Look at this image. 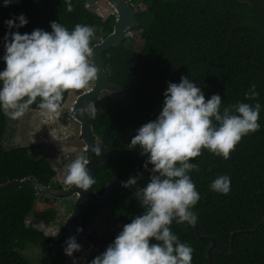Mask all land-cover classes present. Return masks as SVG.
Listing matches in <instances>:
<instances>
[{
  "label": "trees",
  "instance_id": "16d2710c",
  "mask_svg": "<svg viewBox=\"0 0 264 264\" xmlns=\"http://www.w3.org/2000/svg\"><path fill=\"white\" fill-rule=\"evenodd\" d=\"M84 1L12 0L4 7L0 0V71L5 67L4 37L10 32H51L50 23L58 22L69 31L78 23L93 27L90 46L106 36L114 15L102 19ZM69 3L74 8L71 13L66 11ZM21 14L28 23L9 29L5 21ZM135 18L132 36L101 54L109 83L119 85L125 95L120 97V91L113 88L91 102L97 109L95 116L89 110L92 131L109 148L108 157L97 168L94 191L102 194L111 177L142 174L137 184L147 185L150 171L143 167L147 157L139 154L138 147L130 150L128 144L142 125L154 121L162 111L169 82L178 84L182 76L188 77L200 87L205 101L220 95L221 111L238 102H259L260 129L244 136L230 159L202 149L190 161L199 167L189 173L200 194L191 209L197 215L195 225L200 235L216 237L222 252L211 248L207 255L209 243L197 238L186 222L174 220L170 229L181 243L194 249L191 264H264V0H142ZM253 83L259 96L245 100ZM30 109L37 110L36 104ZM4 129L5 115L0 111V184L32 178L61 189L50 163L30 155L29 146L2 148ZM151 167L148 165L149 170ZM221 175L230 177L227 195L210 191L211 183ZM36 199L31 185L0 189V264H32L20 253L28 244H43L40 264H68L69 257L60 245L63 237L54 240L25 223ZM45 213L54 218L51 208ZM143 213L137 197L114 183L106 202L84 207L80 223L109 246L124 225ZM229 250L232 256H224ZM97 255L91 249L84 264H91Z\"/></svg>",
  "mask_w": 264,
  "mask_h": 264
},
{
  "label": "clouds",
  "instance_id": "9594fccd",
  "mask_svg": "<svg viewBox=\"0 0 264 264\" xmlns=\"http://www.w3.org/2000/svg\"><path fill=\"white\" fill-rule=\"evenodd\" d=\"M10 3L12 0H3L4 7ZM66 11H74L70 3ZM27 23L23 14L5 21L9 29L22 28ZM50 28L51 32L35 29L22 35L15 31L4 37L0 111L11 120L22 118L33 104L42 117L57 119L66 92L86 89L97 80L98 69L90 46L94 28L78 23L69 31L58 22H51ZM163 96L158 117L142 125L128 144L130 150L138 147L139 154L147 157L143 167L150 171V179L136 191L144 213L124 225L114 242L91 264H191L194 249L181 243L170 229L174 220L177 224L197 223V215L191 209L200 200V194L189 173L199 171V167L190 161L200 156L202 149L228 160L244 136L260 129L259 102H238L221 111L220 95L214 94L205 101L200 87L188 77L182 76L178 84L169 82ZM258 96L253 83L245 100H256ZM89 107L95 116L97 109L94 105ZM91 151L97 157L101 155L96 146ZM88 164L84 156H77L66 165V188L82 192L92 188L96 181L86 167ZM148 165L152 166L150 170ZM140 175L130 177L121 186L137 185ZM230 183L227 175L218 176L210 191L227 195ZM81 231L77 229V233ZM65 244L64 254L68 257L81 250L75 236Z\"/></svg>",
  "mask_w": 264,
  "mask_h": 264
},
{
  "label": "rangeland",
  "instance_id": "374dc122",
  "mask_svg": "<svg viewBox=\"0 0 264 264\" xmlns=\"http://www.w3.org/2000/svg\"><path fill=\"white\" fill-rule=\"evenodd\" d=\"M141 1L129 0L135 12L140 10ZM91 10L102 19L113 13V10L103 2L94 5ZM132 34L133 32L130 30L125 39L130 38ZM91 84L92 82L87 88ZM86 89L67 92L57 119L50 120L42 117L39 111L34 109H30L18 120H11L5 115V129L1 137L2 148L6 150L18 146H29L30 155L47 159L55 171L54 180L64 190L68 189L63 184L66 165L77 156H84L87 159L83 144L77 138V123L69 115L75 97ZM74 197V195L56 197L46 193L39 194L34 202L32 214L26 217L25 223L39 229L46 236L59 240L66 233V222ZM48 208L55 212L52 219L45 213ZM77 243L81 245V250L74 252L72 257H69L68 264H73V260L76 261V264H84L87 254L91 251V248L83 242L77 241ZM43 249V244H28L20 253L32 264H40Z\"/></svg>",
  "mask_w": 264,
  "mask_h": 264
},
{
  "label": "water",
  "instance_id": "95a60500",
  "mask_svg": "<svg viewBox=\"0 0 264 264\" xmlns=\"http://www.w3.org/2000/svg\"><path fill=\"white\" fill-rule=\"evenodd\" d=\"M246 1V0H237ZM99 2L105 3L109 8L113 10L114 21L112 24L111 31L94 43L91 47L94 53V65L98 69L97 80L93 81L91 86L86 90H83L77 94L74 101L71 104L69 115L74 122L77 123V138L82 142L84 150L87 154V160L89 164L86 166L92 175L95 177L98 166L106 160L109 155V148L102 144L98 137L93 133L90 123L89 110L91 102L95 99H101L105 95H108L113 88H117L120 91L118 94L120 97H124V91L119 85L111 84L108 80V72L103 66L102 52L111 46H119L120 43L126 38L129 31L133 26L137 24V20L134 16L135 11L133 7L128 3L127 0H85L84 5L88 9H92L94 5ZM80 109H86L84 112H80ZM100 148L101 155L96 156L91 149L93 147ZM89 149V150H88ZM130 177L124 179H118L116 177H111L105 186L104 192L102 194H97L93 185L87 192H82L80 189L68 188V189H58L51 186H45L39 184L32 178H23L20 180L7 181L0 184V189L6 188L8 186H22L31 185L35 189V195L38 196L41 193H46L52 196L65 197L74 195V200L71 204V209L69 216L67 218V232L64 238L60 242L63 249L66 248L65 241L69 238L75 236L80 242L88 245L92 250L97 252L99 255L103 254L108 246L103 244L99 238L93 234L90 230H86L80 223V218L83 214L84 207L89 203L103 204L107 201L110 196L111 188L114 183L121 184L126 182ZM140 186L134 185L129 187V189L135 196L137 188ZM138 199V198H137ZM139 200V199H138ZM187 223V222H186ZM188 224V223H187ZM194 231L197 238L202 241H207L209 243L207 247V255L211 248H216L220 252L222 250L219 248L216 237L210 235H200L196 225L188 224ZM81 228L82 231L77 233V229ZM224 256H232V251L229 250L228 253H223Z\"/></svg>",
  "mask_w": 264,
  "mask_h": 264
},
{
  "label": "flooded vegetation",
  "instance_id": "af4514ba",
  "mask_svg": "<svg viewBox=\"0 0 264 264\" xmlns=\"http://www.w3.org/2000/svg\"><path fill=\"white\" fill-rule=\"evenodd\" d=\"M128 1V3H129V0H127ZM130 4V3H129ZM113 14V13H112ZM114 15V14H113ZM134 16H135V14H134ZM87 155V154H86ZM66 232H67V230H66ZM66 234V233H65ZM64 234V235H65ZM64 235H63V238H64ZM76 241H78V242H80V240L79 239H76ZM61 242V241H60Z\"/></svg>",
  "mask_w": 264,
  "mask_h": 264
}]
</instances>
